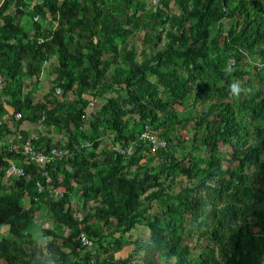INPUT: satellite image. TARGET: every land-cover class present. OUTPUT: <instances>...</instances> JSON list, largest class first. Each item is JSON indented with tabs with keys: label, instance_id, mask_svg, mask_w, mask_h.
<instances>
[{
	"label": "trees",
	"instance_id": "trees-1",
	"mask_svg": "<svg viewBox=\"0 0 264 264\" xmlns=\"http://www.w3.org/2000/svg\"><path fill=\"white\" fill-rule=\"evenodd\" d=\"M172 1L177 3V13L170 14L169 22L175 24L176 31L166 32L168 39L160 49L157 45L162 40L164 21L158 18L170 0H154L150 10H140V5L145 6V3L135 0H61L59 5L52 0H41L31 8L23 0H2L0 3L2 95L13 113L19 112L20 118L22 116L17 119L15 129L21 121L38 120L43 114L45 124L57 127L61 124L69 131L62 145L54 143L68 150L66 157L45 166L51 185L65 188L63 196L53 200L45 198L46 193L37 192L35 180L43 182V178L40 170L32 165L23 166L32 179L14 178V187L19 191L0 195V225H7L11 235L0 238V259L5 264L37 262L33 252L24 257L21 251L20 244L30 237L31 229L29 211L18 205L22 194L32 201L38 198L53 211L55 225L68 226L70 235L63 240L82 248L84 262L90 263L96 258L101 243L100 229L92 221L95 215L116 218L121 229L129 231L141 215L138 211L143 203L141 195L152 188L155 189L148 191L145 198L157 201L161 210L152 214L147 222L149 240L137 243V250L143 251L139 264H160L158 255L165 259L174 257V264H187L189 247L183 244V222L186 215L196 219L204 213L206 217L195 224L197 237L206 241L200 255L218 249L225 264H264V177L261 185L254 186L252 174L245 170L249 165H262L264 124L254 128L253 139L249 142L250 132L238 112L241 96H230L227 82L230 78L238 79L251 88L253 74L260 85H264V0ZM10 5L14 6L13 15L6 13ZM45 11L51 19L58 18L59 27L54 31L40 28L34 19L36 16L43 18ZM223 17L231 19L225 27L220 23ZM23 20L35 30V36L27 37L26 29L20 24ZM134 30L143 33L144 47L140 50L142 58L139 61L135 59L134 48L127 44V37ZM37 37H40L39 42ZM176 40L184 45L175 47ZM104 44L113 48L120 45L121 50V61L114 62L108 79L105 78L108 62L104 59L107 53ZM257 44L259 49L253 50ZM49 53L57 55L55 86L62 94H73L64 115L46 109L44 101L34 103L28 94L21 98L22 101L19 96L22 78L37 76ZM175 55L187 64L184 74L171 65ZM249 57H255L261 65L254 67V72L245 66ZM94 89L91 97L84 96ZM112 89L120 91V100L108 98L99 103L100 93ZM47 97L48 94L43 95V99ZM252 98L255 96L251 91L243 98L244 106H251ZM91 100L96 104L94 112L87 111ZM262 100L264 103V97ZM190 104H201V111H191ZM125 106L138 114L137 120L120 118ZM178 106L183 108L179 110ZM252 111L254 113L255 109ZM259 115L264 117L260 112ZM86 117L87 126L83 129L80 125L83 126L81 121ZM191 122L194 131L187 144L181 142L174 147L165 126L184 128ZM147 123L154 129L162 126L160 135L166 141L165 147L153 155L138 138ZM106 125H111L115 132L118 148L133 143L129 154L115 149L112 155L102 149L99 159L93 158L102 134L100 128ZM2 129L4 133L9 132L5 124ZM20 132L23 137L28 134L27 130ZM78 136H83L85 143H80ZM219 144L229 149L222 153L218 151ZM36 145L49 146L44 144L42 137ZM191 150L197 154H191ZM144 153L154 158L156 167L139 164ZM182 156L186 161H182ZM8 158L21 159L19 154L3 147L0 150L3 172H6ZM222 161L226 162L224 167ZM178 175L190 183L168 195L160 178ZM71 179L80 184L82 196L89 192L100 194L101 200L94 207V213L83 215L80 221L63 209L72 190ZM250 200L258 204V208L250 210L253 221L246 220ZM210 215L218 218L211 225L206 221ZM80 223L82 228H79ZM43 231L54 235L50 229ZM80 231L94 239V253L76 239ZM116 242L120 247V242ZM58 253L60 258L54 257V264H80L68 262V253ZM99 264L138 263H132L129 256L118 259L110 254Z\"/></svg>",
	"mask_w": 264,
	"mask_h": 264
},
{
	"label": "rangeland",
	"instance_id": "rangeland-1",
	"mask_svg": "<svg viewBox=\"0 0 264 264\" xmlns=\"http://www.w3.org/2000/svg\"><path fill=\"white\" fill-rule=\"evenodd\" d=\"M29 8L32 7V5L35 2L41 1V0H23ZM51 1V0H50ZM56 5H59L61 0H52ZM138 2H144L145 6L140 5V10H150L152 5L154 4V0H135ZM2 0H0V3ZM177 3L170 0L168 6L163 9V15L158 18L159 20H163L164 23L161 25V38L162 40L158 43L157 49L162 48V44L165 39H168V36L166 33L167 31L175 33V24L172 22H169L170 14L171 13H177ZM7 14L13 15L14 14V6L10 5L7 10ZM35 21L38 22L40 28L46 29L47 31H54V29L59 27L58 18H52L51 15L45 11L44 17L41 18L40 16H36ZM231 21L228 17H223L220 20V23L223 24V27L227 25V23ZM1 22V19H0ZM24 29L27 31V37L31 38L36 35L35 30L28 24L24 23V20L20 23ZM142 32L139 30H134L128 37H127V44L128 47H133L135 50V59L139 61L142 56L139 54L142 47H144V44L142 41ZM39 35V33H38ZM49 35V34H48ZM49 37H53L52 35H49ZM37 41H40V37H37ZM117 44V43H116ZM175 47H182L181 41H174L173 44ZM103 47H106L107 53L105 54V61L108 62V67L105 71V78L108 79L109 76L112 73V70L115 66V63H120L121 61V50L120 45H117L115 48L113 46H108L106 44L103 45ZM259 44L253 49L258 50ZM148 51L147 49L145 50ZM172 66L176 68V70L180 74H184L187 70V64H185V61L179 56L175 55L172 60ZM245 66L251 71L254 72V67H260V63L258 60L254 57H249L245 60ZM57 74V55L54 53H49L45 60L41 64L40 71L37 76H25L22 78V86H21V93H20V100L22 101V97L24 95H27L31 97L32 101L34 103L36 101H44L46 104V109H54L55 113H60L61 115L66 114L67 111V105L68 103L73 99V94L70 92H67L65 94H62L60 90L55 86L54 78ZM263 74V80H264V72ZM252 76V83H251V89L252 93H254L255 98H252L250 101L251 106L246 107L244 106L243 98L246 95H241L240 102H239V108L238 112L242 116V118L245 120L247 129L250 132L249 134V142L252 141L253 135L252 131L256 126H262L264 124V117H261L259 115V112L264 115V103L262 98L264 97V85H260V81L256 76L251 74ZM233 79H228L227 82L230 84ZM152 81V80H150ZM35 83V84H32ZM65 83V81H64ZM96 91L95 89L92 90L90 93L84 94L85 97L89 98L93 94V92ZM48 94L47 100L43 99V95ZM120 91L118 90H110V91H103L100 93V97L97 98L98 102L103 103L108 98H114L116 101L120 100ZM93 101V100H91ZM6 103V102H5ZM62 104V105H59ZM8 105V103H6ZM95 102L93 101L92 105H89L88 112L95 111ZM192 106L188 107L191 109V111H201L202 105L200 104H190ZM10 106V105H9ZM11 107V106H10ZM128 106L123 107L121 110L119 116L121 119L126 120L128 118L130 119H138V114L135 111H129ZM183 106H178V109L181 110ZM253 109H255V112L253 113ZM92 112V113H93ZM86 116H88V113H86ZM22 118V116H21ZM20 118V119H21ZM87 118H84L81 121L80 127L85 129L87 126ZM45 117L42 114L38 120H33L29 122L31 128H38V125H41V132H42V139L45 145H51L55 142H64L67 140L69 136V131L66 127L63 125L54 126L53 124H45ZM22 122V121H21ZM20 122V123H21ZM26 122V121H25ZM26 122V123H27ZM19 123V124H20ZM17 124V125H19ZM72 126V124H71ZM70 126L69 129H72ZM85 126V127H84ZM40 127V126H39ZM144 129L152 130L153 132L160 135V132L163 130L162 126L158 127L157 129H154L152 124L147 123L144 126ZM166 129V135L170 139V142L174 147L176 145L178 146L181 142L186 145L189 138L192 135V132L194 131L192 127V122L186 125L184 128L178 127V126H165ZM102 134L100 136V142L97 148H95V159H99V151L104 149L107 152H110L112 155L115 154V149L118 151V147L116 145L117 143V136L115 135V132L112 130L111 125H106L103 128H100ZM161 136V135H160ZM139 138V136H138ZM164 138V136H163ZM78 140H80V143H85V138L83 136H78ZM132 142H130L125 148L132 147ZM87 151L90 150V147L87 146ZM123 148V147H120ZM189 149V148H188ZM188 149H184V151H187ZM229 149L228 146L219 144L218 145V151L225 152ZM191 154L196 155L197 152L194 150L190 151ZM176 154L178 157L179 151L176 150ZM92 157H89L90 160L93 159ZM182 161H186V157L182 156ZM260 161L262 162V165L260 166H252L249 165L248 167H245V170L252 174L253 178V184L254 186L261 185L263 182L264 177V147L262 148L260 152ZM139 164L141 166L145 167H156V161L151 155L143 154L142 159H140ZM222 166L226 165L225 161H222ZM2 165L0 164V195H5L8 193H11L12 191H19L18 188L14 187V178L7 174V172H3V168H1ZM134 166H132L133 168ZM127 173H129L128 170H126ZM5 176H4V175ZM4 178H3V176ZM160 181L162 183V186L164 187V192L168 195H172L173 192L177 191L180 186L187 185L190 182L186 180L184 176H176L175 178L170 177H164L162 176L160 178ZM193 182V180H192ZM70 185L72 187V190L70 191L68 195V200L63 205L64 210H69L72 217L73 215L77 217H82L85 214H93L94 213V207L96 205H99L100 202V194L95 192H89L86 195L81 194V187L76 180L71 179ZM264 187V182H263ZM155 189V188H152ZM149 189L148 191L152 190ZM147 191V192H148ZM146 192V193H147ZM141 195V198L143 199L142 205L138 207V211H140L141 215L139 216L137 222L133 225V227L129 231H124L121 229V227L116 223V218L113 217H105V216H98L95 215V219L92 220L95 222L99 229H100V236H101V243L99 245V251L97 253L96 258L89 263L87 261L84 262L85 258V251L80 248L77 245H73V242L70 241H64L63 238H67L70 235V229L66 225H55L53 222L54 214L53 211H51L44 203H42L38 198H35L33 201L31 200V197H29L26 194H22L18 199V205L21 209H27L29 211L30 216V233L29 238L25 239L23 242H21V251L24 253V257H27L30 255L31 252L34 254V259H36V264H54V257L60 258L58 256V251H63L65 253H68V256H66V260L68 262H75L77 261L80 264H99L100 261L106 257H108L110 254L113 255L114 258L122 259L126 256H129L132 263H140L141 256L143 251L137 250L136 246L137 243L146 242L149 240L150 232L149 228L147 226L148 220L151 218V215L154 213L160 212V207L158 206L157 201L155 200H147L145 198V194ZM257 196L260 195L259 192L255 193ZM256 196V197H257ZM168 198V197H167ZM256 200H250L248 204V210L246 211V220L247 221H253V214L250 212L253 208H258V204L255 203ZM206 217V214H202L201 216L194 219L193 217H190L188 215L185 216L184 222H183V244L189 247V254L187 256V264H199L202 261L206 264H214V260L217 262V264H225V258L223 256H220V252L218 249L215 251H212V253H208L205 255L204 253H201L203 250V247L205 246V240L203 237H197V232L195 231V224L197 221L202 220ZM218 218H214L212 215L208 216L206 221L211 225L212 223H216V220ZM55 225V226H54ZM79 228H82V224L79 225ZM45 229H50L54 235L51 234H44ZM255 229V228H254ZM26 234V233H24ZM28 235V234H27ZM6 237L10 238L11 235L8 233V226L7 225H0V238ZM72 240V239H71ZM116 241L120 242V247H118V243ZM61 247V248H59ZM73 252H72V250ZM218 254V255H217ZM157 260L160 262V264H174L175 258L169 257L168 259L163 258L161 255L157 256ZM84 262V263H83ZM0 264H5L3 260L0 259Z\"/></svg>",
	"mask_w": 264,
	"mask_h": 264
},
{
	"label": "built area",
	"instance_id": "built-area-1",
	"mask_svg": "<svg viewBox=\"0 0 264 264\" xmlns=\"http://www.w3.org/2000/svg\"><path fill=\"white\" fill-rule=\"evenodd\" d=\"M3 85L4 82L2 77L0 76V110H2L4 106V96L2 95ZM92 104L93 101L89 102L88 107ZM12 116L15 120H17L20 118V113L14 112L12 113ZM2 124H4V122L3 118L0 115V150L5 147L9 151L13 150L21 157V159H7V174H10L13 178L25 177L26 179H32V175L29 172H25L23 167L24 165H32L40 170V175L43 178V182L38 179L35 180L36 191L39 193H46L44 197H50L53 200H56L63 196L65 188L62 185H51L49 175L45 170V166L47 164L53 163L55 161H60L62 158H65L68 154V150L63 148L62 146H56L54 144H51L48 147L37 146L36 141L39 140L42 136L41 125H38V128L35 127V130L32 133H29L26 137H23L20 130L14 129L10 130L8 133H4ZM139 139L143 140L146 143L148 153L152 155L158 149L164 148L166 145V141L160 135L149 129H143L139 134ZM60 144L62 145V142H60ZM118 151L120 153L124 152L126 154H129L132 151V147L131 149L130 147H119ZM65 167L68 168L67 165ZM73 218L78 221L81 220L80 217H77L75 215H73ZM76 239L86 250H90L91 253H94V239L92 237H89L85 235L83 231H80L76 235Z\"/></svg>",
	"mask_w": 264,
	"mask_h": 264
},
{
	"label": "crops",
	"instance_id": "crops-1",
	"mask_svg": "<svg viewBox=\"0 0 264 264\" xmlns=\"http://www.w3.org/2000/svg\"><path fill=\"white\" fill-rule=\"evenodd\" d=\"M13 110L12 107H10L9 105H7L4 102V106L0 112L1 117L3 118V122L6 125V127L10 130H14L15 129V124L16 121L13 116H12ZM26 120H23L19 125L18 128H16L15 130H27L28 134L32 133L35 128H31L29 122H25ZM5 176V175H4ZM3 176V178H4Z\"/></svg>",
	"mask_w": 264,
	"mask_h": 264
},
{
	"label": "clouds",
	"instance_id": "clouds-1",
	"mask_svg": "<svg viewBox=\"0 0 264 264\" xmlns=\"http://www.w3.org/2000/svg\"><path fill=\"white\" fill-rule=\"evenodd\" d=\"M229 69L226 68V71ZM252 91V89L248 86L242 84V82L238 79H233L229 84V95L235 98H239L242 94L247 95Z\"/></svg>",
	"mask_w": 264,
	"mask_h": 264
}]
</instances>
